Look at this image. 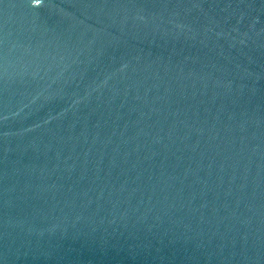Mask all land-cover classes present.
I'll return each instance as SVG.
<instances>
[{"label": "water", "instance_id": "obj_1", "mask_svg": "<svg viewBox=\"0 0 264 264\" xmlns=\"http://www.w3.org/2000/svg\"><path fill=\"white\" fill-rule=\"evenodd\" d=\"M0 264H264V0H0Z\"/></svg>", "mask_w": 264, "mask_h": 264}]
</instances>
